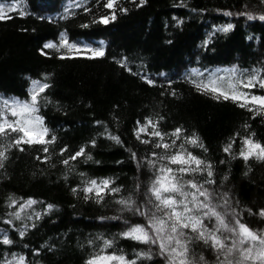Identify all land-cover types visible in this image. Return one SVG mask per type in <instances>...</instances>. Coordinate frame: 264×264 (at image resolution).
Wrapping results in <instances>:
<instances>
[{
	"label": "trees",
	"instance_id": "trees-1",
	"mask_svg": "<svg viewBox=\"0 0 264 264\" xmlns=\"http://www.w3.org/2000/svg\"><path fill=\"white\" fill-rule=\"evenodd\" d=\"M0 2L10 4L13 0ZM105 2L17 0L19 11L12 13V19L0 21V98L25 101L31 81L44 82L47 77L51 87L42 96L47 95L52 103L42 107L40 114L57 137L47 154L42 145H22L23 151L10 149L5 166L0 168V240L7 234L14 241L12 246L0 244V264L12 260V253L26 256L27 264H85L97 251L88 240L97 235L115 237L118 248L132 259L137 251H148L145 245L120 238L126 230L121 220L100 218L119 215L121 206L115 201L130 194L144 202L152 173L147 167L138 169L131 153L138 158L150 155L152 147L141 143L135 130L137 121L143 123L145 117L155 120L158 115L164 117L162 131L182 127L187 135L194 132L200 137L207 152L190 150L212 163L216 190L228 193L241 222L264 235V217L259 215L264 209V161L253 158L246 162L238 156L241 138L254 134L256 141L264 143V113L255 114L232 101L200 94L188 79L193 68L205 74L206 70L233 66L264 72V21L259 19L264 2L146 0L138 6L139 0H118V8H127V13L117 10L116 20L104 25L98 21L101 16H110V10L103 7ZM225 12L232 15L225 16ZM239 13L255 18L249 20ZM228 23L234 25L233 30L215 31ZM84 24L88 27H81ZM61 33L70 42L103 47L106 54L86 59L85 54L73 53L77 58L60 59L68 55L66 49L57 51L44 45H59ZM205 41L208 47H204ZM124 57L131 72L118 63ZM144 77L154 83L148 84ZM251 91L264 95L259 88ZM105 127L122 143L101 135ZM14 137H0V144L7 145ZM93 139L94 148L90 143ZM231 139H236V144L230 154L225 153L223 148ZM81 146H87L86 152L93 159L79 157L63 165L61 161ZM65 147L67 152L61 156ZM103 178L112 179L113 186L122 191L105 196L101 203L86 201L82 192L72 191L82 188L85 180ZM9 197L21 203L29 197L38 201L24 213L43 212L47 204L55 207L39 220L33 216L32 220L18 221L10 215L18 206L9 207ZM124 217L142 222L128 213ZM8 219L13 224L4 222ZM24 224L26 235L21 238L19 231L24 230ZM193 250L197 257L203 255L207 264H215L214 253L204 245L196 244ZM141 264L167 262L157 254Z\"/></svg>",
	"mask_w": 264,
	"mask_h": 264
},
{
	"label": "snow or ice",
	"instance_id": "snow-or-ice-1",
	"mask_svg": "<svg viewBox=\"0 0 264 264\" xmlns=\"http://www.w3.org/2000/svg\"><path fill=\"white\" fill-rule=\"evenodd\" d=\"M132 2L135 3L136 0ZM144 3L146 0H139L138 6H143ZM77 7L82 5L78 4ZM103 7L110 10V16L99 18L98 22L104 25L116 20L117 10L123 13L128 11L127 8H118V0H106ZM84 10L91 11L88 8ZM18 11L17 0H13L10 4L0 2V21L12 19V13ZM19 14L24 15L23 12ZM224 15L232 14L225 12ZM239 15H247L249 20L255 18L247 13H239ZM259 19L264 21V14L260 15ZM178 23L182 24L183 21ZM81 27L87 28L88 25L84 24ZM233 29L234 25L228 23L215 31L228 33ZM208 44L209 42L205 41L204 47H208ZM44 48L57 51L60 48L66 49L68 55H62L60 59L77 58L73 53L85 54L83 58L86 59L103 58L106 54L103 47L82 46L70 42L64 33H61L59 45L49 42ZM126 61L127 57L118 61L120 67L127 68ZM127 70L132 71L131 68ZM221 71L223 75L220 74ZM206 72L207 74L193 68L189 73L188 79L198 93L210 94L218 101L220 99L232 101L240 108L255 114L264 113V95H256L251 91L256 88L264 90V72L258 69L249 71L237 66L216 71L206 70ZM144 79L150 85L154 83L147 77ZM31 85L29 99L25 101L19 98H0V137L15 134L7 145L0 144V168L5 166V161L9 158L7 153L14 147L23 151L22 145H42L44 153L47 154L49 145L57 140L53 130L46 126L45 118L40 114L42 107L52 103L47 95L42 96L51 84L45 77L44 82L32 80ZM162 120L164 117L159 115L155 120L145 117L143 123L137 121L135 130L136 138L152 147L150 155L142 158H138L135 152L131 153V158L137 162L138 169L147 167L152 173L144 202L139 203L130 194L127 198L115 201L121 206L119 215L100 218L102 221L121 220L126 230L119 234L120 238L145 245L148 251H137L134 253L135 258L132 259L123 249L118 248L115 237L109 239L97 235L88 240V244L97 251L89 255L85 264H141L145 259L153 260L154 255L157 254L167 264H207L203 255L199 257L195 255L193 246L196 244H202L214 253L215 264H264V235L258 234L241 222L240 214L230 204L228 193L218 192L215 188L216 180L212 163L190 150V148H198L207 152L200 137L194 132L187 135V130L182 127H177L171 132L162 131L160 127ZM96 124L100 125L101 122L96 121ZM101 135L116 144L122 143L120 137L111 134L106 127ZM236 136L239 137V134L237 133ZM90 143L93 148L96 147L95 139ZM235 144L236 139H231L223 151L230 154ZM86 147L81 146L74 154L63 159L62 164L68 166L70 161H76L79 157L92 160L93 157L86 152ZM65 152L67 147L61 149L60 155L63 156ZM238 156L246 162L253 158L264 161V143L256 141L254 134L245 136L240 139ZM36 159L41 158L37 156ZM47 159L48 157L45 156L44 162H47ZM80 175L83 177L85 174L80 173ZM83 185L82 188H73V193L82 192L86 201L94 199L97 203L103 202L105 196H114L122 191L121 188L113 186L114 181L110 178L99 181L88 179L83 181ZM139 188L140 185L137 184V191ZM8 199L9 207L17 209L18 206V209L10 214L18 221L32 220L33 216L39 220L55 207L53 204H47L43 212L24 213L25 209H31L38 201L31 197L27 200L21 198L22 203L13 197ZM124 213L139 218L142 222L125 218ZM259 215L264 217V209H260ZM4 222L13 224L12 219ZM32 227H36L34 222ZM23 229L19 231L21 238L26 235L27 224L23 225ZM0 244L12 246L14 241L5 234ZM153 248L158 250L157 253H153ZM109 249L116 251L109 252ZM12 257V260H5L4 264H27L24 255L12 253Z\"/></svg>",
	"mask_w": 264,
	"mask_h": 264
}]
</instances>
